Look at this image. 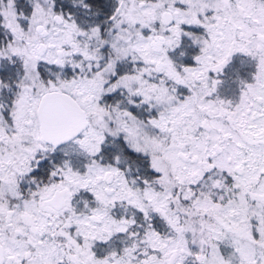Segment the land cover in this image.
Returning <instances> with one entry per match:
<instances>
[{
    "label": "snow or ice",
    "instance_id": "1",
    "mask_svg": "<svg viewBox=\"0 0 264 264\" xmlns=\"http://www.w3.org/2000/svg\"><path fill=\"white\" fill-rule=\"evenodd\" d=\"M0 264H264V0H0Z\"/></svg>",
    "mask_w": 264,
    "mask_h": 264
}]
</instances>
